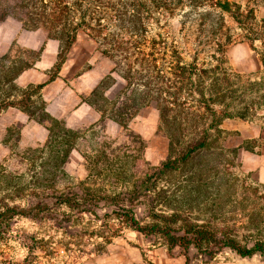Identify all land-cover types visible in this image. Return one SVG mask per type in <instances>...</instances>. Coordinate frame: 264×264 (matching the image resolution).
Here are the masks:
<instances>
[{"label": "rangeland", "instance_id": "rangeland-1", "mask_svg": "<svg viewBox=\"0 0 264 264\" xmlns=\"http://www.w3.org/2000/svg\"><path fill=\"white\" fill-rule=\"evenodd\" d=\"M7 1L0 0V9ZM25 2L36 20L32 28L13 16L0 23L18 29L14 46L0 54V264H107L121 257L134 258L133 264L164 257L176 264H264L263 255L241 257L229 248L210 258L206 245L185 249L167 237L168 227L185 234L187 222L245 248L264 242V186L237 165L229 145L220 152L214 142L216 151L198 156L192 168L149 179L169 147L156 102L193 113L175 123L191 118L204 128L208 112L199 110L198 117L195 109L208 106L264 133V69L246 70L245 61L237 66L232 60L237 45L256 51L264 39V0ZM44 40L60 46L48 80L61 76L69 59L81 66L73 73L103 75L74 126L52 118L35 99L47 78L35 79L42 85L18 84L40 61L43 51L35 47ZM175 53L200 70L218 67L217 88L210 75L195 84L176 79L170 70ZM135 92L149 103L134 112ZM184 131L182 143L191 139L188 127ZM219 141L223 145L226 136ZM131 219L163 229L139 233ZM129 248L138 250L136 258Z\"/></svg>", "mask_w": 264, "mask_h": 264}, {"label": "crops", "instance_id": "crops-1", "mask_svg": "<svg viewBox=\"0 0 264 264\" xmlns=\"http://www.w3.org/2000/svg\"><path fill=\"white\" fill-rule=\"evenodd\" d=\"M259 14L264 15V4L260 8ZM17 32L18 29L15 28L10 30L9 24L7 27L3 26L0 28V33L4 36L0 39V54H3L5 51L8 52L14 46L13 42H15ZM49 42L44 40L39 42L35 47V49L43 51L41 59L34 65L31 71L23 72L19 75L17 79L18 84L22 86L30 83L42 85V82H37L35 79H40L41 77L47 78L46 82L43 83L44 86L36 93L35 99L40 103H45V112L52 118L68 122L73 120L72 124L74 126V124L76 125L86 116L89 109L86 101L87 95L103 80V75L93 70L83 72L82 74L73 73L79 70L81 66H79L76 60L69 59L63 64L62 77L57 76L48 80L47 71L55 65L60 47L59 44L55 45L53 42ZM258 45L259 47L256 51L252 50L250 44L241 43L237 45L233 52V62L237 66H242L241 62L245 61V67L243 66V68L250 71L264 69V39H260ZM241 53L243 55H240ZM31 74H35L36 76L31 77ZM14 115L20 117L21 113L16 109ZM248 122V120L241 117L225 119L220 125V128L226 135V142L223 143V147L229 145L230 148L236 151L237 155L233 157L237 165L244 166L246 173H253L256 181L264 186V133L261 134L258 128H253L251 122ZM250 143L251 145H248ZM252 143L256 144V146L252 145ZM129 250L131 251L129 255H133L136 258L139 253L138 250L135 248H129ZM133 259L129 258L125 262V257H121L119 260L113 259L107 264H133ZM158 260V264H176L173 261L168 262L165 257ZM162 261L164 263H161Z\"/></svg>", "mask_w": 264, "mask_h": 264}, {"label": "trees", "instance_id": "trees-1", "mask_svg": "<svg viewBox=\"0 0 264 264\" xmlns=\"http://www.w3.org/2000/svg\"><path fill=\"white\" fill-rule=\"evenodd\" d=\"M26 0H15L16 5V11L13 12V0H8L3 7L0 9V23L3 22L5 19H7L9 16L15 17L23 26L25 29L32 28L31 23L32 21H36L31 18L29 11L27 10L25 6ZM220 8H224V6H220ZM36 28V26H34ZM74 39V37H72ZM70 43H68L67 47H70L71 44L74 42V40ZM104 56H107L105 52L101 53ZM175 62H173V66L170 68L172 70V74H174V77L176 79H182L186 77V79H190L195 84V78L197 80L200 79L201 75L209 76V81H212V87L217 88V82H218V75L219 71L218 67H214L212 70H206V69H197L195 64H184L182 62V58L175 53ZM121 73V72H120ZM123 79L128 80V73L123 77ZM152 91V90H150ZM161 93V92H159ZM201 94H204L200 92ZM156 95H158L156 93ZM160 95V94H159ZM140 94H136V92L132 95V104L134 108V112L138 110V108H142L144 106L148 105L147 102H142L140 99H138ZM149 94H145V98H148ZM126 101V98L124 99ZM204 101L199 102L201 105H203ZM156 102V106L159 109V120L162 125L165 126L166 134L168 137L169 147H168V156L165 162H163L159 168L154 169L151 171V175L149 176L150 180L157 179L158 177L166 176V174L170 172H175L179 168H192L193 163L195 160L199 159L201 155L207 152H215L216 150L213 149L214 142L220 143L218 146L220 152L223 151L224 147L222 143L219 141V136H226L223 133V130L220 128L221 123L228 118L233 117V115H223L219 116L218 112H215L213 109L209 108L208 106H198L195 109V114L199 117L201 115L199 110H205L208 112L209 119L207 120V123L205 124V127L201 126V122L199 121V124L192 123L191 118L190 119H181L180 122L175 123L177 121L176 118L181 115L183 118H185V114L190 116L193 113L190 112H181V110H175L172 103H159ZM212 107V106H210ZM175 110V111H173ZM177 113V114H176ZM177 116V117H176ZM193 116V115H192ZM184 125V126H183ZM188 127L189 134L191 135L190 141L181 142V132L185 133V128ZM224 139V138H223ZM222 139V142L224 141ZM232 155L235 154V151L232 150ZM174 155V157H173ZM199 156V157H198ZM198 157V158H197ZM201 158V157H200ZM164 220L163 223H167L169 220L175 222L176 219H168V218H162ZM131 224L134 226V229L138 231L139 233H145V232H154V231H161L162 225L161 224H152L149 226H139V223L135 222L134 219H131ZM167 226V225H166ZM168 227V226H167ZM187 228V231L183 235H175L178 232L181 231H175L172 234V229L168 227L167 229V237L172 242H179L181 245L184 246L185 249H188L189 246L194 245L197 249L202 250L203 248L201 245H206L205 250H203V254H205L208 257H212L216 252L229 248L236 252L241 257H251L255 254H260L264 256V242L256 241L251 247L245 248L239 245V243L234 240L233 238H230L225 233H217V236H213L215 233L208 230L206 226H197L195 224H188L187 222H183L182 228ZM214 229V228H213ZM176 243V242H175ZM215 246L217 247L215 250Z\"/></svg>", "mask_w": 264, "mask_h": 264}]
</instances>
